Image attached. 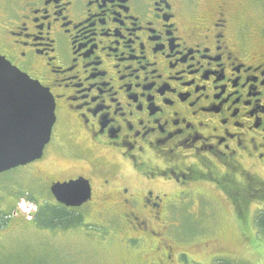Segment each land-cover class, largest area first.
<instances>
[{
  "label": "flooded vegetation",
  "instance_id": "obj_1",
  "mask_svg": "<svg viewBox=\"0 0 264 264\" xmlns=\"http://www.w3.org/2000/svg\"><path fill=\"white\" fill-rule=\"evenodd\" d=\"M176 2L5 3L0 56L54 101L42 157L13 170L25 177L13 207L32 205L30 221L46 206L78 214L101 204L96 191L115 194L120 213L101 214L139 233L129 240L153 243L147 226L166 222V189L180 196L211 184L245 212L249 198L264 200V53L233 35L222 0L211 19L206 10L187 18ZM92 154L63 175L47 165L52 155ZM78 180L90 194L80 206L52 195L54 185ZM36 187L50 201H38Z\"/></svg>",
  "mask_w": 264,
  "mask_h": 264
},
{
  "label": "rangeland",
  "instance_id": "obj_2",
  "mask_svg": "<svg viewBox=\"0 0 264 264\" xmlns=\"http://www.w3.org/2000/svg\"><path fill=\"white\" fill-rule=\"evenodd\" d=\"M11 1L0 0V14H5L4 5ZM176 1L187 18L205 10L210 19L214 17L210 11L216 9L215 0ZM222 1L233 35L244 39V44H256L257 52L264 53V0ZM93 156L71 161L52 155L47 165L57 175L66 166H87ZM24 180L21 170L0 174V264H264V228L257 224L264 200L256 199L257 195L249 198L257 204L245 212L232 205L234 194L227 192L225 197L211 184L199 183L180 196L176 188L166 189L173 198L166 222L147 226L149 233H157L153 243H138L128 238L139 233L129 231V226H123V231L120 221L101 214L120 213L118 196L107 194L104 199L97 191L101 204L94 202L92 209L79 211V226L69 230L38 227L29 218L32 205L25 202L26 211L31 208L29 214L13 207L12 199ZM34 190L38 201H50L40 187Z\"/></svg>",
  "mask_w": 264,
  "mask_h": 264
},
{
  "label": "water",
  "instance_id": "obj_3",
  "mask_svg": "<svg viewBox=\"0 0 264 264\" xmlns=\"http://www.w3.org/2000/svg\"><path fill=\"white\" fill-rule=\"evenodd\" d=\"M54 122L49 92L0 56V174L40 159ZM51 193L58 202L72 207L80 206L90 195L83 180L56 184Z\"/></svg>",
  "mask_w": 264,
  "mask_h": 264
},
{
  "label": "trees",
  "instance_id": "obj_4",
  "mask_svg": "<svg viewBox=\"0 0 264 264\" xmlns=\"http://www.w3.org/2000/svg\"><path fill=\"white\" fill-rule=\"evenodd\" d=\"M33 223L44 229L69 230L79 226L82 223V217L79 213L46 206L38 211ZM257 224L258 227L264 228V210L259 213Z\"/></svg>",
  "mask_w": 264,
  "mask_h": 264
}]
</instances>
